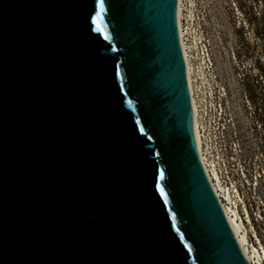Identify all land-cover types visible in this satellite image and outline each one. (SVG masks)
<instances>
[{
    "label": "water",
    "instance_id": "1",
    "mask_svg": "<svg viewBox=\"0 0 264 264\" xmlns=\"http://www.w3.org/2000/svg\"><path fill=\"white\" fill-rule=\"evenodd\" d=\"M193 117L178 0H0V264H250Z\"/></svg>",
    "mask_w": 264,
    "mask_h": 264
},
{
    "label": "built area",
    "instance_id": "2",
    "mask_svg": "<svg viewBox=\"0 0 264 264\" xmlns=\"http://www.w3.org/2000/svg\"><path fill=\"white\" fill-rule=\"evenodd\" d=\"M201 29L206 77L212 88L205 87L196 71L199 86H195L193 95L198 105L200 159L220 203L234 205L245 222L264 224V153L258 148L259 141L253 139L252 129L249 137H242L243 130L226 100V86L221 83V74Z\"/></svg>",
    "mask_w": 264,
    "mask_h": 264
},
{
    "label": "rangeland",
    "instance_id": "3",
    "mask_svg": "<svg viewBox=\"0 0 264 264\" xmlns=\"http://www.w3.org/2000/svg\"><path fill=\"white\" fill-rule=\"evenodd\" d=\"M204 1H196V15L201 17L198 20L199 27H202L210 52L215 58L222 85H225L223 79L227 73L231 74L234 85H238L240 79L244 78L254 91L256 101H264V0ZM234 54L239 67L232 59ZM252 120L249 115L247 123L252 125ZM261 126H258L260 131L263 128ZM260 136L264 153V134ZM245 225L251 243L264 251V224L252 221L245 222Z\"/></svg>",
    "mask_w": 264,
    "mask_h": 264
},
{
    "label": "bare ground",
    "instance_id": "4",
    "mask_svg": "<svg viewBox=\"0 0 264 264\" xmlns=\"http://www.w3.org/2000/svg\"><path fill=\"white\" fill-rule=\"evenodd\" d=\"M197 0H178V25L181 37V44L187 64L188 82L191 100L193 104V122L194 131L197 141V145H200V139L198 137V105L194 97L195 86H199L197 76L199 74L202 79V83L206 88L211 86L207 74L206 57L203 48V37L200 32L199 21L201 17L196 15ZM204 1V0H203ZM206 3L205 1L203 2ZM240 24V23H239ZM203 48V51H202ZM218 58V57H217ZM235 65L237 60H234ZM218 69V68H217ZM219 70V69H218ZM200 150V149H199ZM230 200V196L227 195ZM223 204V205H222ZM223 210L228 218V221L234 231V234L239 242V245L244 252L246 258L250 264H264V251L260 250V246L251 243L249 238V232L245 225V220L240 216L237 208L229 203H222ZM261 244V243H259Z\"/></svg>",
    "mask_w": 264,
    "mask_h": 264
},
{
    "label": "flooded vegetation",
    "instance_id": "5",
    "mask_svg": "<svg viewBox=\"0 0 264 264\" xmlns=\"http://www.w3.org/2000/svg\"><path fill=\"white\" fill-rule=\"evenodd\" d=\"M232 59L233 61L237 60L235 54L232 56ZM236 66L239 67L238 62ZM230 76L231 74L227 73V77L223 79L227 91L226 100L229 102L230 109H232V112L234 113V116L239 123L240 128L243 130L242 137H249V133L251 132L249 131V129H252L253 139L259 141L258 148L260 150L261 148H263V140L261 139L260 134H264V101H256L254 91L249 88L244 78L240 79L241 83L239 82L238 85H234L231 82ZM249 115L253 119V126L247 123ZM260 125H262L261 127H263L262 131H260V128L258 127Z\"/></svg>",
    "mask_w": 264,
    "mask_h": 264
}]
</instances>
